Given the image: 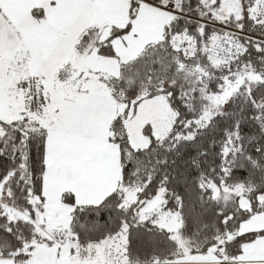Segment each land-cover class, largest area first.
I'll use <instances>...</instances> for the list:
<instances>
[{
  "label": "snow or ice",
  "instance_id": "6c2138e0",
  "mask_svg": "<svg viewBox=\"0 0 264 264\" xmlns=\"http://www.w3.org/2000/svg\"><path fill=\"white\" fill-rule=\"evenodd\" d=\"M0 264H264V0H0Z\"/></svg>",
  "mask_w": 264,
  "mask_h": 264
}]
</instances>
